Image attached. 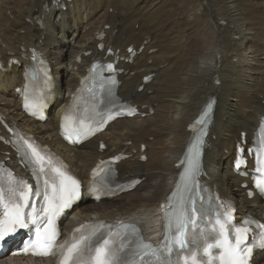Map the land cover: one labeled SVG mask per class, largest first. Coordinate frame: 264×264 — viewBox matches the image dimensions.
I'll return each mask as SVG.
<instances>
[{"label":"bare ground","instance_id":"6f19581e","mask_svg":"<svg viewBox=\"0 0 264 264\" xmlns=\"http://www.w3.org/2000/svg\"><path fill=\"white\" fill-rule=\"evenodd\" d=\"M128 47L137 52L131 62ZM31 49L48 59L55 79L54 102L43 124L21 112L18 91ZM105 55L122 70L119 95L140 114L116 120L79 149L67 147L58 136L60 115L86 67ZM11 60L19 66L10 67ZM0 64L5 123L29 131L84 182L98 160L118 153L128 156L118 164L119 181L141 180L132 192L99 204L82 199L63 229L85 221L127 220L155 242L158 210L176 179L188 124L209 98L216 100L203 156L209 187L236 205L237 216L246 211L264 217V199L245 197L231 162L239 135L246 132L250 139L264 116V0H0ZM151 74V82L144 83ZM1 136L8 135L0 124ZM8 159L19 172L14 153L0 142V161ZM252 264H264L262 256Z\"/></svg>","mask_w":264,"mask_h":264},{"label":"snow or ice","instance_id":"6c2138e0","mask_svg":"<svg viewBox=\"0 0 264 264\" xmlns=\"http://www.w3.org/2000/svg\"><path fill=\"white\" fill-rule=\"evenodd\" d=\"M108 67L111 68L112 66L108 65ZM112 119L114 117L111 113H108L106 117L102 116L98 121H93L91 116L73 120H69L66 116L65 120L69 121L67 138L94 135L96 131L103 130V126ZM93 123L95 127L92 126ZM71 142L78 141L72 140ZM24 144L28 149L26 155L30 153V163L34 168L35 189L32 184L24 180H19L16 186L8 189L7 198H5L4 190L0 189V207L3 208V212L0 213V243L5 242L7 238L20 229L35 226V239L30 240L23 249L11 253L12 255L29 254V246L33 250L32 254L43 256L55 254L56 249L60 248L61 264H69L70 261L72 264H120L116 252L109 246V239H103L95 247L89 245L88 237H82L70 246L55 244L58 235L55 227L56 220L70 210L81 198V184L68 171L54 167L50 159L27 140L24 141ZM103 171L104 169L94 170V175H100ZM196 171L194 165L190 166L185 172L184 179L186 181L194 179ZM33 199L43 201V204L38 211L34 210L26 213L25 209L34 207L30 205V201ZM189 210L194 217L197 211L194 201H190ZM232 214L230 210L225 212L226 216ZM175 223L176 234L168 247L169 253L172 252L173 246L181 251L188 246L186 230L192 221L188 219L186 213H181L176 217ZM216 224L219 225V238H215L214 243H208L203 248L206 257L212 250L211 254L219 257L220 264H250L254 251L264 250V234H262L261 244L258 247L249 243L250 226L237 227L234 230L226 231L225 224L221 223L220 220H216ZM245 224L249 225V222L246 221ZM126 227L137 230L132 225ZM258 227L264 230V224H260ZM77 231H80V229H77ZM231 231L235 232V236H231ZM36 249H39V251H36ZM137 255H147V253H137ZM153 255L156 254L153 253ZM85 257L87 258L85 259ZM201 264H204V262L201 261Z\"/></svg>","mask_w":264,"mask_h":264},{"label":"rangeland","instance_id":"374dc122","mask_svg":"<svg viewBox=\"0 0 264 264\" xmlns=\"http://www.w3.org/2000/svg\"><path fill=\"white\" fill-rule=\"evenodd\" d=\"M85 37H83L82 39L84 40ZM262 43V42H261Z\"/></svg>","mask_w":264,"mask_h":264}]
</instances>
